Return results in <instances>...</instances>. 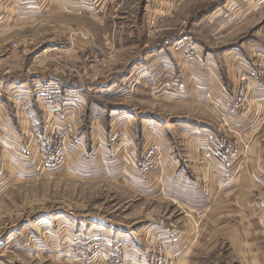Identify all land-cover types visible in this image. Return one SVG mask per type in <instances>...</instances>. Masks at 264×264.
I'll list each match as a JSON object with an SVG mask.
<instances>
[{"label":"rangeland","instance_id":"374dc122","mask_svg":"<svg viewBox=\"0 0 264 264\" xmlns=\"http://www.w3.org/2000/svg\"><path fill=\"white\" fill-rule=\"evenodd\" d=\"M100 1L98 7L94 6L97 11L94 19L81 15L82 11L65 3L66 0H44L46 3L41 13L37 10L35 14L24 13L18 7L10 11L11 4L8 3L14 1L4 0L6 9L0 12L1 91L4 93L11 84L20 85L25 90L28 84L32 86L38 81L58 79L71 89L84 88V124L78 129L83 140L69 145L89 160L88 156L98 151L100 155H115L118 150L126 153L129 146L125 141L126 133L123 136L125 129L120 130L122 142H113L109 139L112 130L108 131L111 121L107 118L109 109L118 107L114 104L131 105L134 109L130 113L137 118L132 129L137 137L139 161L143 160V151L149 145L160 147L156 155L159 162L152 165L148 173H142L136 167L140 189L150 184L168 186L169 182L161 172L170 167L168 155L176 156L178 169L198 167L205 173V169L216 162L211 155V145H207L201 157L190 156L192 145L188 135L187 142L180 143L185 135L180 129L189 126L217 128L224 136L212 134L215 144L227 139V131L231 134H227L228 139L237 142L225 119L217 120L212 111L198 105L193 90L186 102H168L153 97L147 86L131 79L133 65L149 54L152 57L180 54L187 65L215 76L214 68L206 63L207 57L214 55L220 63L236 65L233 52L242 50L244 43L250 40L264 44V7L256 8L260 6L258 1L263 0ZM99 17H105L104 22H100ZM163 49L165 51L161 53ZM261 51L255 50L251 59L240 63L236 72L240 85L225 115L244 114L246 105L250 104L251 90L246 87L250 80L264 78V51ZM96 57L101 59L99 63L94 60ZM256 64L261 66L260 72L253 77L248 72ZM229 68L235 73L232 66ZM221 70L223 73L219 79L226 85L224 68ZM243 76L248 79L245 86ZM114 82L118 83L115 88L112 86ZM108 87L111 90H106ZM30 102L27 101L26 105L31 108L33 127L38 130L41 112L34 99ZM92 109L95 111L91 112ZM91 117H102L107 141L100 143V140L93 139L89 124ZM141 118L156 119L171 132L169 135L173 141L172 144L169 141L170 151L166 155L159 141H152L144 147L141 145L138 126ZM61 125L71 127L74 124L70 117ZM69 145L66 162L70 159ZM100 145L106 149H100ZM154 159L151 156V163ZM6 163L5 156L2 162L4 171ZM64 165L56 171H43L36 177L15 180L8 190L0 192V264H171L170 241L158 235L152 237L145 259L128 261V254L138 246L136 236L128 234L132 230H148L150 220L158 221L160 226L168 223L183 228L193 223L190 226L194 238L187 246L193 247L194 230H209L207 225H200L198 215L177 203L146 198L123 181L85 179L76 169H63ZM156 171L158 173L153 174ZM198 247L205 253L216 248L219 251L204 258V264H224L231 245L230 240L207 237L201 239Z\"/></svg>","mask_w":264,"mask_h":264},{"label":"crops","instance_id":"0c3cea01","mask_svg":"<svg viewBox=\"0 0 264 264\" xmlns=\"http://www.w3.org/2000/svg\"><path fill=\"white\" fill-rule=\"evenodd\" d=\"M3 1L0 0V12L4 8L6 9V2ZM13 1V3H8V5L11 4L10 11L16 10L18 7L21 11L24 10V13L33 14L37 10H39L38 12L42 11L46 3L44 0ZM98 1L66 0L65 3L74 6V9L78 8L82 11L81 15L96 18L97 11L95 8L98 7ZM258 4L260 6L256 7L257 9L263 8L264 0L258 1ZM99 19H102L100 22H104L105 17H99ZM255 50H262L261 52H263L264 44L259 41H247L242 50L233 52L236 65L232 62H222V68V63L218 58L213 57L214 55L207 57L206 63L214 68L215 76L210 75L208 71L204 72L195 66L187 65L180 54L163 57H152L149 54L143 56L144 60L137 61L133 65L130 76L131 79H136L141 85L147 86L151 90L148 93H151L153 97L163 101H189L191 90H193L196 94L197 104L204 105L212 111L217 120L219 118L225 119L227 128L232 131V136L237 139V151L231 164L221 165L213 157L216 162L212 163L210 168L207 167L205 173L198 167H193L192 170H181L177 167L176 156L168 155L170 167L161 171L169 182L168 186L167 184L158 186L150 184L149 187L140 189L138 185L139 171L133 165L134 161H139L137 137L132 129L137 123V118H134L135 116L133 117L130 113L134 108L123 103L114 104L118 107L109 109V118L107 119L111 121V128L108 131L115 132L125 129L123 136L126 133L125 141L129 146L126 153L118 150L115 155L103 153L99 158L89 160L86 157L83 158L72 145H69L70 159L65 163L63 169H76L85 179L102 181L115 179V182L117 180L116 183L123 181L134 192L138 194L142 192V196L146 198L177 203L180 207L198 215L201 220L199 221L200 225L208 226L209 230L206 232H201L202 228L194 230L193 247H187L189 246L188 241L194 238L193 228L190 226L193 223H188V226L183 228L172 227L168 223H166L167 226H160L158 221L150 220L147 223L151 225L148 230L145 228L137 231L132 230L131 234H128L132 237L136 236V240H138L136 245L139 246H137L136 252L131 251L128 254V261L145 259L152 237L158 235L162 239L170 241L168 250L171 253V264L192 263V256H194L192 264H204V258L219 252L217 248L210 253L202 252L198 244L201 239L207 237L230 240L231 247L227 249L228 257L224 264H264V78L250 80L246 87L251 90V102L246 105L244 114L225 115L235 90L240 85L238 77H236V72L238 73L241 66L240 63L251 59ZM164 51L165 49L161 53ZM229 65L233 67L235 73H231ZM223 68L227 81H225L226 85H223L219 79L223 73L221 70ZM117 84L114 82L113 88ZM106 90L111 89L108 87ZM31 99L32 97L26 89L23 90L20 85L11 84L4 93L0 88V127L9 128V133L5 135L8 136L10 143L16 147H20L23 141L29 143L32 137L34 123L31 108L26 105L27 101L30 102ZM120 106H127V109L120 108ZM94 107L98 106L95 105ZM83 115L84 109L81 117L80 115L71 117L74 124L71 127L76 133H78L83 122ZM100 119L91 117L89 124L91 123L93 139L96 138L95 140L102 142L107 141L108 136L105 123H103L104 121L101 122ZM138 126L143 147L152 141H159L165 155L170 151L169 141L172 144L173 137L169 135L171 132L167 131L164 125H160L156 119L141 118ZM198 128L189 126L180 129L181 134H185L180 139L182 140L180 143L185 144L188 135L189 144L192 145V150H189L190 153H188L190 156L193 154L195 158L201 157L209 145V141H213L212 134L224 136L217 128L214 130L212 128ZM227 134L231 135L227 131L225 137L230 138ZM74 151L75 153H73ZM5 156L7 163L5 171L0 173V192L8 190L15 180L23 181L43 173L32 162L25 161L17 149H8ZM157 173L158 171L153 174L156 175ZM173 177H175V181L172 180ZM161 186H166V188ZM211 263H213V259H211Z\"/></svg>","mask_w":264,"mask_h":264},{"label":"built area","instance_id":"2783aa9c","mask_svg":"<svg viewBox=\"0 0 264 264\" xmlns=\"http://www.w3.org/2000/svg\"><path fill=\"white\" fill-rule=\"evenodd\" d=\"M94 60L98 63L101 61L99 57ZM260 67L259 64H256L248 73H251V76L254 77L260 72ZM247 80V76L242 77L244 86ZM29 86L28 84V88L25 89L34 99L41 112V125L38 130H33L30 142L23 141L20 147L10 143L8 136L5 135L9 133V128L0 127V173L4 172L2 162L4 163V157L8 149H17L25 161L32 162L39 171L49 172L59 170L65 164L69 144H76L75 141L83 140L78 135L79 132L76 133L72 127H63L61 122L67 121L70 117L82 116L86 103L84 88L71 89L68 84L60 79L49 82L38 81L34 85ZM83 124L82 122L81 126ZM109 139L113 142L121 141V131H111ZM212 142L209 141L211 155L220 164H231L237 151V143L228 138L221 139L216 144ZM100 143L102 142L100 141ZM99 148L102 150L106 149L104 145H100ZM159 152V145H155V147L149 145L143 151V160L141 162H133L134 167H137L142 173H148L152 165L158 164L159 160H157L156 155ZM99 153L100 151L93 152L87 156L90 159H96L100 156ZM151 156L155 158L153 163L150 161Z\"/></svg>","mask_w":264,"mask_h":264}]
</instances>
